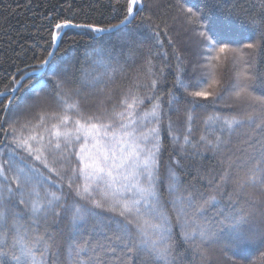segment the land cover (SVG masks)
Here are the masks:
<instances>
[{"label": "snow or ice", "instance_id": "6c2138e0", "mask_svg": "<svg viewBox=\"0 0 264 264\" xmlns=\"http://www.w3.org/2000/svg\"><path fill=\"white\" fill-rule=\"evenodd\" d=\"M243 3L183 0L170 23L165 9L173 8L171 2L125 0L117 9V23L64 19L51 26L47 56L32 75L19 81L13 77L16 87L0 92V264H53L61 257L62 264H179L181 244L185 252L193 251L197 264H213L214 245L233 254L230 264H244L250 252L264 249V95L252 91L264 78L252 72L250 61L243 60L234 74L231 102L204 117L203 130L194 135L197 110L213 95L194 90L203 86V81L192 82L197 74L221 58L226 66L229 53L234 64L237 55H264V0H258L256 10ZM70 28L85 29L80 35L93 41L115 35L121 48L146 51L152 94L139 97L130 86L112 102L109 85L123 70L119 56L101 62L106 71L91 79L83 68L77 75L74 61L58 60L61 30ZM192 37L204 63L186 60ZM154 55L162 56L163 63L154 64ZM173 67L172 88L164 92L165 69ZM36 73L47 82L31 87L32 98L18 103L15 94L22 81ZM83 89L104 94L111 109L101 101L85 115L79 100ZM146 102L151 107L141 111ZM53 103L65 114L48 111ZM181 110L182 126L174 130L171 113ZM69 111L79 118L72 119ZM33 114L40 127L46 118L55 121L47 138L31 131ZM162 132L174 150L179 145L163 173ZM205 152L218 157L222 170H210L206 189L197 187L203 182L199 175L185 184L180 175L186 172L184 161ZM66 175L71 199L65 193ZM100 217L105 218L102 226ZM65 220L72 231L61 245L49 228Z\"/></svg>", "mask_w": 264, "mask_h": 264}, {"label": "trees", "instance_id": "16d2710c", "mask_svg": "<svg viewBox=\"0 0 264 264\" xmlns=\"http://www.w3.org/2000/svg\"><path fill=\"white\" fill-rule=\"evenodd\" d=\"M164 4L171 2L173 8L165 9V15L169 18L171 23V17L177 14V3H183V0H163ZM199 0H197V3ZM125 3V0H0V92L13 88L16 81L27 71L33 70V68L39 63V61L47 56L46 46L49 40V32L51 26L60 20L73 19L75 23L86 22H101L103 24L117 23L121 18L117 12L119 5ZM258 0H244L243 6L250 7L253 10L257 9ZM191 6V4H189ZM122 11V9L120 10ZM147 14V13H145ZM178 24V22H177ZM85 29L70 28L65 30L64 40L59 43L56 49L55 56L58 60L74 61V67L77 75H80V69L83 68L91 79L94 76L100 75L106 71L101 62H106L109 57H120V65H123V70L118 71L115 76L114 82L109 85L112 91V102H116L120 95L126 92L130 86L133 87V92L139 97H148L152 94L150 87V81L152 79L145 71V62L147 59L146 51H130L128 47L121 48V45L117 41L115 35L112 37L104 36L102 41H93L89 37H82L80 34L85 32ZM97 37L104 34H95ZM162 39H165L163 36ZM151 46L150 42L146 47ZM96 49V50H93ZM103 49V52L100 51ZM50 50V49H48ZM164 51L169 53L168 63L175 65V59L172 56V50L168 47L165 39ZM88 51L89 55L86 58L85 52ZM158 48H154L153 52H160ZM183 51V49H182ZM186 60L190 62L199 61L204 63L200 59L195 37H192L191 51L184 53ZM229 60L225 66L223 58L220 62L215 63L214 67L207 69L203 73L197 74L192 81L194 84L203 81L201 88H195L194 90H205L212 93L206 101H203L204 106L197 110L196 128L194 131L195 136H199L203 130V118L213 114L217 111H222L224 104L230 103V92L234 81V74L243 67V60H248L252 64V72L259 77L264 78V55L245 54L243 58L237 55L235 64L233 63V54L229 53ZM153 63L160 65L163 63L162 56H153ZM72 65H70L71 67ZM113 67H117L115 61L112 63ZM191 64H189V72ZM174 67L170 72L165 69L167 76V84L162 91L167 92L172 88L174 81ZM211 72V74H209ZM126 74V78L125 75ZM34 79H24L22 86L15 94V99L18 103H23L25 100H30L32 94L29 89L34 85H38L40 81H46L45 75H35ZM188 77H186V80ZM139 87H134V85ZM227 89V91H226ZM252 91L257 95H264V83H257ZM223 93L219 100H215L217 94ZM41 95H44L41 93ZM85 97L87 99H85ZM8 97H4V101L7 102ZM77 97H73L69 102ZM81 111L87 115L95 108L94 104L104 102V106L111 109V103L106 99L105 95L92 89H83L80 97ZM151 107V104L146 102L141 111L147 110ZM36 111H39L37 109ZM48 111H55L61 114L62 109L55 103L52 104ZM72 119L79 118L77 113L69 111L66 113ZM3 113H0L2 116ZM31 124L29 125L32 132H39L47 138L48 131L51 130V125L55 123L54 120L46 118L43 127L37 125L39 117L33 114L31 117ZM171 119L174 124V130L177 126H182L184 120L183 110L181 112L171 113ZM245 131V130H241ZM28 134V133H26ZM162 139L164 140L166 150L162 155L161 172L168 166L169 159L179 151V145L175 150L169 145V141L166 137V133L162 132ZM236 147H242L238 142ZM51 160V157H49ZM218 157L214 158L213 153L205 152L203 156H197L191 160H185L186 172H180L182 180L185 184L196 181L197 176L203 177L202 183H197V187L207 188V180L210 179L211 174H218L222 169L217 163ZM68 176H65L63 183L65 184V193L69 194V199L72 198V194L67 189ZM74 183H80V181H74ZM101 223L105 221L104 217L98 218ZM91 221L87 227H91ZM49 231L56 237L57 243L63 245L67 241L68 235L72 229L68 221L65 220L62 224L55 225L49 228ZM185 245L181 244L178 249L180 253L179 264H197L198 258L194 255L192 250L184 251ZM264 249L260 251L250 252L244 259V264H264ZM233 254L227 252L220 245H214L212 249L213 264H230L229 257ZM241 259V257H236ZM63 258L54 260L53 264H62ZM137 264H140L137 261Z\"/></svg>", "mask_w": 264, "mask_h": 264}, {"label": "water", "instance_id": "95a60500", "mask_svg": "<svg viewBox=\"0 0 264 264\" xmlns=\"http://www.w3.org/2000/svg\"><path fill=\"white\" fill-rule=\"evenodd\" d=\"M65 30H67V29H63V30H61L62 32H64ZM97 35H99V34H97ZM51 50V49H50ZM32 73H33V70H29V71H27V72H25L22 76H30V75H32ZM40 74H42V73H36L35 75H40ZM21 76V77H22ZM20 77V78H21ZM20 78H19V80H20ZM18 80V81H19ZM14 87H16V84L13 86V88ZM12 89V88H11ZM11 89H9V90H6V91H10ZM3 92H5V91H3Z\"/></svg>", "mask_w": 264, "mask_h": 264}]
</instances>
